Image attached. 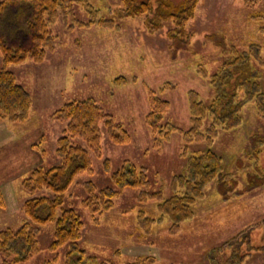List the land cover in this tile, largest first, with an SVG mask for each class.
<instances>
[{"label":"rangeland","instance_id":"obj_1","mask_svg":"<svg viewBox=\"0 0 264 264\" xmlns=\"http://www.w3.org/2000/svg\"><path fill=\"white\" fill-rule=\"evenodd\" d=\"M86 2L96 10L92 24H78L87 23L91 16L75 3L72 13L59 14L49 25L53 47L41 61L27 59L8 67L30 93L32 103L26 120L0 119L9 125L0 128L6 134H1L0 140V191L4 198L0 230L19 227L25 217L22 204L28 196L21 187L22 180L35 167L59 163L56 149L66 123L55 119L54 114L66 102L91 99L127 133L126 138L113 139L105 124L99 123L100 157L91 153L90 175L97 187L112 185L104 172L103 159L109 160L112 171L131 161L144 166L152 189L162 188L170 194L172 178L186 164V158L180 155L183 141L177 132L166 141L154 139L145 123L148 90L158 91L164 86L160 94L170 102L165 118L187 128L186 92L194 89L208 98L211 87L201 71L215 73L225 58L222 48L210 39L214 34L222 39L226 51L233 47L244 53L252 42L260 44L262 62L255 64L264 91V0H254L251 6L243 0H198L186 23L191 33L188 49L177 52L169 47V23L149 31L144 15H121V0ZM100 19L113 23L102 25ZM120 76L124 84L115 83ZM241 116L237 127L220 131L210 142V148L221 156L223 173L234 177L237 188L223 195L217 180L208 183L203 197L192 206V216L181 221L175 233H169L171 221L165 217L149 235L140 236L136 212L146 206L135 200L139 190L131 187L114 199L112 209L94 219L80 203L85 196L82 182L88 176L78 175L65 192V205L72 204L82 216L79 244L84 255L110 264H126L147 255L154 257L153 264H234L242 257L239 264H264V141L260 139H264V114L257 115L254 103L248 102ZM254 138L256 145L252 146ZM75 141L86 147L82 139ZM205 148L204 142L190 143L188 152ZM239 158L242 167L237 169ZM250 176L261 184L246 188ZM40 193L51 196L46 190ZM51 231L50 224L41 227V251L24 264H45L53 257L47 249ZM62 256L61 249L53 264H63ZM87 264L94 262L89 260Z\"/></svg>","mask_w":264,"mask_h":264},{"label":"trees","instance_id":"obj_2","mask_svg":"<svg viewBox=\"0 0 264 264\" xmlns=\"http://www.w3.org/2000/svg\"><path fill=\"white\" fill-rule=\"evenodd\" d=\"M121 1L123 17L144 15V24L149 31L169 23L171 27L167 37L171 50L188 49L191 33L187 31L186 23L192 18L198 0ZM243 1L249 6L254 4V0ZM75 3H80L91 16L87 23L79 21L78 24H92L96 20V10L86 0H0V119L21 122L28 118L31 95L17 82L8 67L27 59L41 61L47 49L53 47L49 25L59 14L72 13ZM98 22L109 26L113 20L100 19ZM210 39L222 48L225 58L215 73L201 71L211 87L208 98L204 99L194 89L186 92L189 111L187 128L174 125L165 118L170 102L160 94L164 86H160L158 91L149 89L147 93L149 109L145 114V123L154 139L166 141L172 132H177L183 141L180 155L186 158V164L172 178L170 194H165L162 188L152 189L144 166H137L131 161L112 171L109 160L103 159L104 172L109 174L112 185L97 187L90 175L93 173L91 153L100 157L99 123L105 124L113 139L118 136L126 138L127 133L120 123L108 117L91 99L66 102L54 114L55 119L66 123L56 149L60 161L47 167H35L22 180L21 187L28 196L22 204L25 217L19 227L0 230V264H24L38 254L41 251L39 231L46 224L52 226V238L47 249L54 255L45 264H53L61 249L63 264H87L89 260L94 264H110L84 255L85 250L79 244L84 228L82 216L72 204L65 205V192L81 174H86L88 178L82 182L85 196L80 203L94 219L114 207V199L124 188L139 190L135 200L146 207L137 210L136 225L143 237L149 235L153 226L165 217L171 221L169 233L177 232L179 223L192 216L193 204L203 197L205 186L213 180H217L223 195L237 188L234 177L223 173L221 156L210 148V142L220 131L235 128L241 123V110L246 103L253 102L257 115L264 114V91L258 82L257 67L262 62L261 46L252 42L244 53L233 50V47L229 50L233 52H229L224 50L227 48L221 44L219 35L212 34ZM124 82L122 76L115 79V83ZM76 138L82 139L86 147L76 142ZM256 138L250 141L252 146L256 145ZM201 142L206 143L208 148L188 152L190 143ZM241 161V158L237 159V169L242 167ZM249 178L252 180L246 188H253L262 182H255L253 176ZM42 190L50 192L51 196L40 193ZM3 208L4 198L0 191V211ZM154 261V257L147 255L126 264H153Z\"/></svg>","mask_w":264,"mask_h":264},{"label":"crops","instance_id":"obj_3","mask_svg":"<svg viewBox=\"0 0 264 264\" xmlns=\"http://www.w3.org/2000/svg\"><path fill=\"white\" fill-rule=\"evenodd\" d=\"M4 126H9V125H8V123H6V122H4V121H0V128H2V127H4ZM1 134L6 135L5 132L2 133L1 130H0V140H2L1 137L3 136V135H1ZM16 160H17V159H16Z\"/></svg>","mask_w":264,"mask_h":264}]
</instances>
